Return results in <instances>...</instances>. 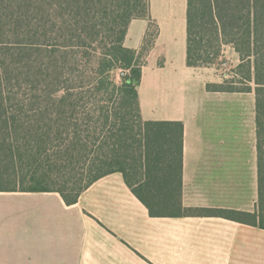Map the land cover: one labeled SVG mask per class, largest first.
<instances>
[{
  "label": "trees",
  "instance_id": "1",
  "mask_svg": "<svg viewBox=\"0 0 264 264\" xmlns=\"http://www.w3.org/2000/svg\"><path fill=\"white\" fill-rule=\"evenodd\" d=\"M136 18L149 20L139 50L124 44ZM158 32L150 0H0V191L58 192L71 205L120 172L151 216H218L264 229V0H188L187 8L188 65L215 66L230 45L239 80L207 88L255 92L253 213L184 206V123L141 115L142 67Z\"/></svg>",
  "mask_w": 264,
  "mask_h": 264
},
{
  "label": "crops",
  "instance_id": "2",
  "mask_svg": "<svg viewBox=\"0 0 264 264\" xmlns=\"http://www.w3.org/2000/svg\"><path fill=\"white\" fill-rule=\"evenodd\" d=\"M187 8L188 0H150L159 32L142 67L141 115L184 123L185 207L253 213L255 92L210 91L227 74L188 65ZM148 29V19L132 20L125 46L139 50ZM0 264H264V229L218 216H151L115 172L71 205L58 192L0 191Z\"/></svg>",
  "mask_w": 264,
  "mask_h": 264
},
{
  "label": "rangeland",
  "instance_id": "3",
  "mask_svg": "<svg viewBox=\"0 0 264 264\" xmlns=\"http://www.w3.org/2000/svg\"><path fill=\"white\" fill-rule=\"evenodd\" d=\"M154 30V28L152 29ZM214 50H211L213 52ZM239 54L235 53L234 48L230 45H225L222 47L221 53L219 56L215 59L214 64L215 67L219 69V72L222 74H227L225 79H232L236 78L239 80V77L233 73L238 68L239 64ZM121 70H117L114 73V76L116 77L117 80H120L121 77ZM229 74V75H228ZM235 76V77H233ZM223 80V81H224ZM238 86H243L242 84H238Z\"/></svg>",
  "mask_w": 264,
  "mask_h": 264
},
{
  "label": "built area",
  "instance_id": "4",
  "mask_svg": "<svg viewBox=\"0 0 264 264\" xmlns=\"http://www.w3.org/2000/svg\"><path fill=\"white\" fill-rule=\"evenodd\" d=\"M121 75H124L125 74V71L124 70H121V73H120Z\"/></svg>",
  "mask_w": 264,
  "mask_h": 264
}]
</instances>
